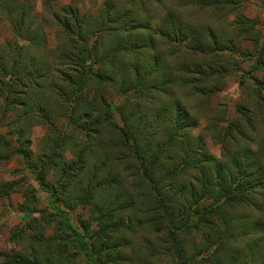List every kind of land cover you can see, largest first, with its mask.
Returning a JSON list of instances; mask_svg holds the SVG:
<instances>
[{
	"label": "trees",
	"instance_id": "trees-1",
	"mask_svg": "<svg viewBox=\"0 0 264 264\" xmlns=\"http://www.w3.org/2000/svg\"><path fill=\"white\" fill-rule=\"evenodd\" d=\"M171 1L123 0L122 6L106 0L93 27L90 18L64 8L65 44L53 50L56 60L31 28L23 36L26 44L0 66V113L12 114L6 127L13 137L0 135V162L12 155L32 159L28 168L50 196L52 209L45 214L21 207L29 244L24 252H0V264H127L143 226L155 239L135 244L146 255L165 256L169 264H264V34L253 19L238 14L240 0L214 5L233 15V38L258 44L254 55L244 52L241 58L253 60L240 77L242 86L253 81L245 89L251 107L241 101L233 121L214 127L217 158L202 134H192L197 118L169 97L190 85L207 99L214 88L204 83L221 78L223 70L213 63L215 57H206L223 45L230 48L233 40L189 25ZM20 6L17 0H0V15L11 8L24 21L16 10ZM156 8L165 13L158 15ZM22 26L17 21V29ZM95 31L97 38L104 33L110 38L101 42ZM165 48L203 62L170 63L165 58L176 54H165ZM231 59L229 65L237 66ZM109 87L123 96L122 104L104 101ZM151 94L160 102L152 113ZM51 105L59 107L63 128L50 115ZM115 111L121 125L114 123ZM35 124L47 132L34 158ZM78 131L83 141L75 140ZM50 173L52 186L46 179ZM13 191L12 183L0 186L3 198ZM25 195L35 201L29 189ZM81 207L89 214L76 227L68 212ZM20 234L17 230L13 237Z\"/></svg>",
	"mask_w": 264,
	"mask_h": 264
},
{
	"label": "rangeland",
	"instance_id": "rangeland-1",
	"mask_svg": "<svg viewBox=\"0 0 264 264\" xmlns=\"http://www.w3.org/2000/svg\"><path fill=\"white\" fill-rule=\"evenodd\" d=\"M106 0H17L19 4H22L17 10V12H23L24 21L18 20L17 14L13 13L12 9H7L0 15V66L7 63V60H11L12 51H16L21 46L26 44L23 40V36L30 35L34 30L35 35H40L44 38L42 45L48 47V53L53 56V50L57 51L65 44V38H62V19L66 11L64 8L75 10L78 17L90 18V26L93 27V18L99 11L100 7L105 3ZM112 2L121 3L123 6V0H111ZM127 1V0H125ZM137 1V0H136ZM171 1L170 5L172 7H178L180 13L182 14V20L189 23V25L203 28H212L217 33H222L223 37L226 39H232L231 47L226 45L221 46V49L213 52L211 57H206V59L212 60L215 57L214 64L220 65L222 68V76L219 79H212L206 81L204 84H209L211 88H214V92L209 95L207 99L200 97L192 90H190V85L183 87L182 90H177L173 95L169 97L170 102L179 103L185 111L197 118L198 125L193 129L192 134L200 133L204 136V140L208 151L215 157H220V145L218 144L216 135H213L214 127L217 129L225 127L229 122L236 118V108L241 101H247L249 103L248 107H251V97L245 90L248 86L253 85L252 79H246L244 85L241 83V75L245 73L249 66L253 63V60H242L241 58L244 52L250 55H254L258 49V44L255 47V42L253 39L247 37L246 39H241L240 37H232L231 29H229L230 23L232 21L233 15L226 8H221V10L216 11L214 5L223 4L222 1L225 0H174ZM168 2V1H166ZM167 6V3H165ZM63 8V11H62ZM157 9V8H156ZM239 13L249 19H253L256 22V27L259 31L264 34V0H240V7L238 9ZM160 12V13H159ZM159 9L155 13L162 14ZM77 17V15H76ZM75 19V17H74ZM17 21L23 25L22 29H17ZM72 23V22H70ZM88 23V24H89ZM30 26L29 32H26L27 28ZM32 28V31H31ZM96 38L100 34L97 31ZM106 34V33H104ZM102 34L97 39L101 42L110 38V36H105ZM204 35L206 33L204 32ZM40 45V46H42ZM39 46V47H40ZM102 48H105L102 45ZM42 49V47H40ZM172 51L171 54H176L175 57L165 58L167 61L171 62H181L183 65H188L192 62H203L200 57L193 58L190 54H178L177 51ZM168 48H165L164 53L168 55ZM27 55H25L26 57ZM170 56V55H169ZM232 57L231 62H235L237 66H231L228 63V59ZM176 58V59H175ZM175 59V60H173ZM56 60V59H55ZM230 62V61H229ZM213 64V66H214ZM64 68V67H63ZM258 77H261L259 73H253ZM103 94L108 93L107 99H103L108 103L109 99L113 100L115 104L120 105L123 102V96H121L117 90L113 87L104 89ZM168 99V100H169ZM152 97L148 102L147 109H150V113L155 112L159 106L160 102ZM167 100V99H166ZM51 102H55L50 100ZM2 100H0V103ZM166 103V102H165ZM52 112L51 116L56 122L58 127L64 126L61 120L57 119L59 112V107L51 105ZM12 114L7 113L6 115H1L0 113V135L6 139L13 140V137L7 133L6 124L10 121ZM118 111L114 112V123L121 125ZM47 128L42 124H35L30 133L31 138V151L33 157H37L41 151V145L43 137L46 135ZM70 132V131H69ZM76 141H83V136L78 131L73 135ZM71 150V147L68 149ZM67 157H70L69 153H66ZM31 161L24 160L23 158L12 155L10 159L4 162H0V186L5 183H12L13 189L16 191L11 192L7 198L0 196V252L7 253L10 251L24 252L28 246V230L26 228L27 220L24 213L21 211V207L29 208L31 210L45 212V214H50L52 209L50 208V196L44 190H42L35 180L34 174L28 168V164ZM54 176L50 173L47 176V181L50 186L54 185ZM29 189L31 194L35 198L34 202H29V197L25 195V191ZM89 209L88 207H81L74 211L68 212L71 221L74 226H81L84 224L85 220L88 218ZM41 215V214H39ZM39 219V218H38ZM55 223H52V227ZM21 231L19 237H13L15 231ZM23 230V231H22ZM151 230L143 226L136 236L133 238L131 252L127 255L132 260L127 264H169V260L163 256L160 259L153 257L150 254L146 255L144 251H141L136 245L137 242L148 238V240L155 239V237L150 232ZM50 234L51 229L47 230ZM136 243V244H135ZM135 244V245H134ZM154 254V253H153Z\"/></svg>",
	"mask_w": 264,
	"mask_h": 264
}]
</instances>
